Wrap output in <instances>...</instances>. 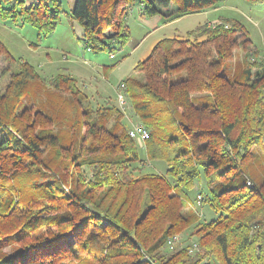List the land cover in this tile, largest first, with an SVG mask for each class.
I'll return each instance as SVG.
<instances>
[{
    "label": "trees",
    "instance_id": "trees-1",
    "mask_svg": "<svg viewBox=\"0 0 264 264\" xmlns=\"http://www.w3.org/2000/svg\"><path fill=\"white\" fill-rule=\"evenodd\" d=\"M223 1L76 0L70 18L89 50L113 54L131 40L138 4L167 24ZM62 7L0 0V17L48 35ZM238 48L243 67L231 73ZM0 57V264H264V173L244 177L264 158V56L243 22L221 17L158 41L120 84L124 104L95 103L71 73L44 84L2 40ZM30 85L46 100L25 102ZM135 118L149 131L144 148ZM160 161L164 172L149 168ZM202 178L196 200L213 218L185 192Z\"/></svg>",
    "mask_w": 264,
    "mask_h": 264
},
{
    "label": "rangeland",
    "instance_id": "rangeland-1",
    "mask_svg": "<svg viewBox=\"0 0 264 264\" xmlns=\"http://www.w3.org/2000/svg\"><path fill=\"white\" fill-rule=\"evenodd\" d=\"M62 21L57 28L48 35L39 33V30L30 25L0 17V40L15 57H22L30 61L40 70L44 84L49 85L48 78L60 72L71 73L78 78V82L86 93L91 95L96 103L119 104V94L123 92L120 84L133 73L136 64L147 58L158 41L165 37L186 34L200 24L214 22L223 18L237 19L243 22L250 37L264 56V1L252 0H224L216 8L207 9L184 16L165 24L161 15L153 17L141 16L142 6L138 4L128 17L132 37L131 40L115 53L107 51L93 52L83 41V29L80 23L70 18L76 0H62ZM244 51L238 48L234 57L228 62L229 72L233 73L236 67H243ZM115 62L118 65L111 66ZM4 57H0V69L6 68ZM7 81L4 76L3 84ZM46 89L29 86L24 101L46 100ZM130 109L127 114L132 116ZM135 118L134 123H140ZM141 148L145 146L141 145ZM144 154V152L142 151ZM160 167L150 164V169L165 171L166 163L160 161ZM247 175L255 182H259L264 173V158L251 161L247 168ZM207 191L204 178L197 180L193 189L185 192L203 217L213 218L217 214L208 204L199 205L196 196L200 190ZM8 252L12 251L7 247Z\"/></svg>",
    "mask_w": 264,
    "mask_h": 264
},
{
    "label": "built area",
    "instance_id": "built-area-1",
    "mask_svg": "<svg viewBox=\"0 0 264 264\" xmlns=\"http://www.w3.org/2000/svg\"><path fill=\"white\" fill-rule=\"evenodd\" d=\"M124 86V84H123ZM119 101L121 104L125 103V97L123 93L119 94ZM131 135L137 139V141L143 145L145 140L149 137V131L145 128V126L142 125H136L131 130ZM202 195H198V203H201ZM181 235L176 234L174 236H171L167 241V247L170 250H175L176 247L181 243ZM199 248L198 243L193 242L192 246L190 247V252H195Z\"/></svg>",
    "mask_w": 264,
    "mask_h": 264
},
{
    "label": "crops",
    "instance_id": "crops-1",
    "mask_svg": "<svg viewBox=\"0 0 264 264\" xmlns=\"http://www.w3.org/2000/svg\"><path fill=\"white\" fill-rule=\"evenodd\" d=\"M210 21H212V20H208V22H210ZM213 21H216V20H213ZM136 124H137L136 122H135V123L133 122V123H132V127H135Z\"/></svg>",
    "mask_w": 264,
    "mask_h": 264
}]
</instances>
